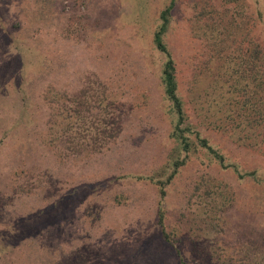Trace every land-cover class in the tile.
<instances>
[{"label": "rangeland", "instance_id": "374dc122", "mask_svg": "<svg viewBox=\"0 0 264 264\" xmlns=\"http://www.w3.org/2000/svg\"><path fill=\"white\" fill-rule=\"evenodd\" d=\"M169 1L0 0V264H178L149 180L184 157L152 42ZM257 10L264 20V0H174L165 42L189 116L215 78L204 70L213 27ZM116 116L104 150L75 152L102 144L91 129L112 133ZM204 117L192 125L226 167L187 158L166 186L165 229L187 264H264V144L245 147Z\"/></svg>", "mask_w": 264, "mask_h": 264}, {"label": "trees", "instance_id": "16d2710c", "mask_svg": "<svg viewBox=\"0 0 264 264\" xmlns=\"http://www.w3.org/2000/svg\"><path fill=\"white\" fill-rule=\"evenodd\" d=\"M173 7L174 0H170L169 4L160 10L159 24L153 33L152 42L155 50L163 58L160 82L164 97L170 104L172 119L170 137L176 142L178 148L184 152V157L173 159L171 171L165 182L154 181L152 177H149V180L157 187L159 196L156 215L159 234L163 241L165 239L164 242L170 244L178 264H187L182 250L179 246L173 244L165 229L163 202L166 195V186L171 183L179 169L187 163V158L191 155L197 156L202 153L204 156L216 160L222 168L226 167L224 157L219 150L209 145L207 139L202 137L200 132L192 125V117L197 120L204 119V116L212 118L211 124L214 129L225 134L228 133L231 138L235 137L245 147L260 148L264 144V50L253 33V27L257 26L258 23L262 24L264 20L261 12L257 10L256 15L249 16L247 22H238L237 18L234 17L232 19L234 21L227 20L225 24H222L223 27H213L214 32H211V37H209L211 49L207 52L204 70L208 74L213 72L215 78L209 81L203 93L204 100L200 110L192 100L193 113L192 116H189L186 111V102L180 95L176 62L165 42V35L171 23ZM224 12L227 13V8ZM226 13L219 14L220 22L224 19ZM210 15V12L200 11L195 18H206ZM209 19H211V16ZM241 29H243V33H239L238 36ZM1 30L0 27V34H2ZM233 30L237 34L236 36L233 34ZM4 35L6 36V34ZM192 75L193 81L199 76L196 71ZM194 84H196V81ZM80 105L82 106L83 103ZM202 111L206 113L202 114ZM120 118L121 116H116L114 122L116 125L111 128L112 133L107 132L109 130L106 129L103 131H98L96 128L91 129V135H93L91 137H94V135L100 136L102 144L87 145L86 143L84 147L81 145L73 146L75 152L86 151L91 154L104 150L107 147V139L111 137L114 139L121 132ZM64 133H66V130ZM235 167L233 166V169L240 178L250 175L256 177L251 172L240 174L238 167ZM256 180L259 181V178L256 177ZM192 239L193 241L190 242L193 246H196L199 250L203 248L202 245L198 246L197 240ZM222 263H225V261Z\"/></svg>", "mask_w": 264, "mask_h": 264}]
</instances>
